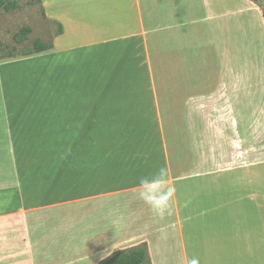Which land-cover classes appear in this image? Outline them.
Returning a JSON list of instances; mask_svg holds the SVG:
<instances>
[{"label": "crops", "instance_id": "crops-1", "mask_svg": "<svg viewBox=\"0 0 264 264\" xmlns=\"http://www.w3.org/2000/svg\"><path fill=\"white\" fill-rule=\"evenodd\" d=\"M232 1L259 18L257 42L251 0H41L53 49L0 61V166L8 158L14 177L0 191V247L13 248L0 264H99L142 244L152 264L248 262L247 135L261 149L262 130L246 119L263 118L264 65L231 62L232 48L253 47L245 28L231 42ZM171 101L191 123L187 160L171 161ZM215 119L229 124L195 126ZM161 166L175 187L162 215L137 195Z\"/></svg>", "mask_w": 264, "mask_h": 264}, {"label": "rangeland", "instance_id": "rangeland-1", "mask_svg": "<svg viewBox=\"0 0 264 264\" xmlns=\"http://www.w3.org/2000/svg\"><path fill=\"white\" fill-rule=\"evenodd\" d=\"M22 8L9 13L0 14V54L10 53L17 58L21 57L26 51L33 48V44L36 41H42L45 44L51 43L53 35L58 33V27L50 22H48L44 16L42 7L37 0H23L20 2ZM257 6L261 9L264 14V0H257ZM198 15L200 14V10ZM248 10L242 6L238 1H232L230 7V20L232 24L241 26L236 32H232L231 42L232 44L239 45L240 41L239 34L241 30L245 28V33L247 32L246 39H252V48L244 47L232 48L230 59L233 65H239L240 63H254L264 65V32L260 39L257 38V42H254L260 30L259 18L255 17L253 14H247ZM245 13V14H243ZM240 20L244 21L245 26L240 24ZM30 29L31 34L28 36V40L19 44L17 43L15 36L18 35L22 30ZM249 41V40H248ZM233 47V46H232ZM253 51H256L252 53ZM175 103L168 102L164 104V125L167 132L168 144L171 154V161H180L189 159L191 154L190 145V120L182 119L176 117L174 110ZM197 121L195 126H209V127H224L229 124V120H195ZM247 127L250 129L258 128L262 130V148L258 144L259 135H247V158H246V177L245 186L247 185L246 193L248 197L251 194L257 193L256 204H254V199L247 198V207L251 212L246 216V230L245 239H240V244L238 245V252L244 254L247 257L248 262L246 264H264V113L263 118H248L246 119ZM209 122V123H207ZM227 122V123H226ZM248 129V130H249ZM193 135H191L192 137ZM203 135H194L192 142L195 146L199 148V156H203L207 153L206 149H211L206 145H203L204 138ZM215 138H222L223 136H213ZM256 137V139H255ZM251 139V142H250ZM226 148L215 146L214 153H219L223 149L231 153L232 155L235 151L233 144ZM234 150V151H233ZM210 151V150H209ZM227 152V153H228ZM179 154L180 158H177ZM255 164L263 169L262 181L254 182V175L251 173L255 168ZM14 184V177L12 167L10 165L9 159H6V164L0 166V191L6 190V188L12 187ZM254 188L256 190H254ZM254 208H256L254 210ZM13 248L11 247H0V255L4 253H12ZM183 264V263H181Z\"/></svg>", "mask_w": 264, "mask_h": 264}, {"label": "trees", "instance_id": "trees-1", "mask_svg": "<svg viewBox=\"0 0 264 264\" xmlns=\"http://www.w3.org/2000/svg\"><path fill=\"white\" fill-rule=\"evenodd\" d=\"M23 0H0V14L9 13L22 8L20 2ZM41 6V0H37ZM257 4V0H251ZM42 7V6H41ZM264 16V14H263ZM62 33L60 28L59 34ZM31 34L30 29L22 30L18 35L15 36L17 43L21 44L28 40V36ZM53 49L52 43L45 44L42 41H36L33 44V48L26 51L21 57H29L32 55L44 53ZM16 58L10 53L0 54V61L4 59ZM99 264H152L148 247L146 244H142L138 247H134L128 250L114 252L108 259L102 261Z\"/></svg>", "mask_w": 264, "mask_h": 264}, {"label": "clouds", "instance_id": "clouds-1", "mask_svg": "<svg viewBox=\"0 0 264 264\" xmlns=\"http://www.w3.org/2000/svg\"><path fill=\"white\" fill-rule=\"evenodd\" d=\"M167 177V167L161 166L151 178L141 177L138 181V197L161 215L171 210V201L175 194V187L166 185ZM190 264H197V261L193 260Z\"/></svg>", "mask_w": 264, "mask_h": 264}]
</instances>
